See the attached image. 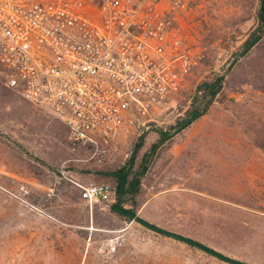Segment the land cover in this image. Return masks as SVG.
Listing matches in <instances>:
<instances>
[{
  "label": "rangeland",
  "instance_id": "obj_1",
  "mask_svg": "<svg viewBox=\"0 0 264 264\" xmlns=\"http://www.w3.org/2000/svg\"><path fill=\"white\" fill-rule=\"evenodd\" d=\"M158 1L179 3L170 18L196 64L181 92L119 134L102 164L71 151L63 125L9 89L0 64V264H229L109 212L116 182L108 173L152 145L140 194L122 206L227 257L264 264V42L238 56L261 0ZM216 75L224 76L219 94L179 129L197 111V85ZM87 184L108 192L89 203L79 188Z\"/></svg>",
  "mask_w": 264,
  "mask_h": 264
},
{
  "label": "built area",
  "instance_id": "obj_2",
  "mask_svg": "<svg viewBox=\"0 0 264 264\" xmlns=\"http://www.w3.org/2000/svg\"><path fill=\"white\" fill-rule=\"evenodd\" d=\"M178 8L158 0H0L5 85L59 121L71 151L102 164L119 134L181 92L196 64L170 18ZM79 188L89 203L108 192Z\"/></svg>",
  "mask_w": 264,
  "mask_h": 264
},
{
  "label": "trees",
  "instance_id": "obj_3",
  "mask_svg": "<svg viewBox=\"0 0 264 264\" xmlns=\"http://www.w3.org/2000/svg\"><path fill=\"white\" fill-rule=\"evenodd\" d=\"M255 40V41H254ZM254 41V42H253ZM264 42V1L262 7L259 8L255 20V26L248 38L243 42L238 56H245L248 54L254 46L262 45ZM5 84V79L3 78ZM224 84V76L216 75L215 77L204 80L199 83L195 89V96L193 99V107L197 108L198 114L186 123L181 126L179 129H183L189 125L193 120L202 116L207 108L212 104L216 96L221 91ZM200 105H203L200 107ZM66 132V130H65ZM161 141L169 139L168 134L160 132ZM157 145H152L148 154H145L139 162H135L129 159L126 163V167H121V169L116 172L108 173L113 175L115 178L116 186L114 189V202L109 206V212L113 214H118L129 220H132L128 215L122 214L119 210V207L124 204H133L136 197L140 194L141 191V178L144 176L146 171V163L149 155L154 154ZM20 264H42L41 262L35 261H25ZM59 264V263H56ZM65 264V263H62Z\"/></svg>",
  "mask_w": 264,
  "mask_h": 264
},
{
  "label": "water",
  "instance_id": "obj_4",
  "mask_svg": "<svg viewBox=\"0 0 264 264\" xmlns=\"http://www.w3.org/2000/svg\"><path fill=\"white\" fill-rule=\"evenodd\" d=\"M263 1L264 0H261V5L260 7H262V4H263ZM255 41V40H254ZM253 41V42H254ZM197 111H193L189 116L188 118L183 122V125L188 122L189 120L193 119L196 115ZM136 150V147L134 148L133 152H135ZM132 159V156L130 157V160ZM119 210L122 214H125V215H128L129 217H131V219H133L135 222H137L138 224H140L141 226L153 231V232H156L164 237H167V238H171V239H174L176 241H179L181 243H184V244H187L193 248H196V249H199L201 251H204L206 253H208L209 255L223 261V262H226V263H229V264H253V263H248V262H243V261H239V260H236V259H232L230 257H227L217 251H215L214 249L200 243L199 241H196V240H193L187 236H184L182 234H179V233H176V232H173V231H170V230H167V229H163L161 227H158L156 225H154L153 223L139 217L137 214H135L133 211L131 210H127L125 209L123 206H120L119 207Z\"/></svg>",
  "mask_w": 264,
  "mask_h": 264
}]
</instances>
